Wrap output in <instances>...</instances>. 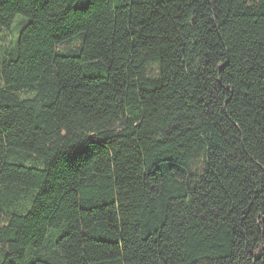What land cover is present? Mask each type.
<instances>
[{
    "label": "trees",
    "instance_id": "16d2710c",
    "mask_svg": "<svg viewBox=\"0 0 264 264\" xmlns=\"http://www.w3.org/2000/svg\"><path fill=\"white\" fill-rule=\"evenodd\" d=\"M11 27L0 264H264V0H0Z\"/></svg>",
    "mask_w": 264,
    "mask_h": 264
},
{
    "label": "rangeland",
    "instance_id": "374dc122",
    "mask_svg": "<svg viewBox=\"0 0 264 264\" xmlns=\"http://www.w3.org/2000/svg\"><path fill=\"white\" fill-rule=\"evenodd\" d=\"M15 37H16V33L13 30V27H11L7 31L0 30V60H1L2 56H3V52L12 45ZM148 73H149L150 77H153L155 75V71L153 69L149 70ZM19 96H20V98L28 97L25 94H19Z\"/></svg>",
    "mask_w": 264,
    "mask_h": 264
}]
</instances>
